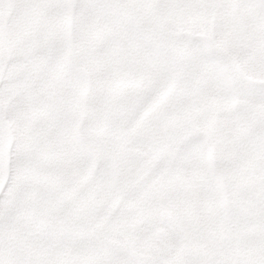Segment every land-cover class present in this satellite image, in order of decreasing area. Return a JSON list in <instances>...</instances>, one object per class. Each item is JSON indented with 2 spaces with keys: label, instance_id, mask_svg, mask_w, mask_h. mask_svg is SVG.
<instances>
[{
  "label": "rangeland",
  "instance_id": "1",
  "mask_svg": "<svg viewBox=\"0 0 264 264\" xmlns=\"http://www.w3.org/2000/svg\"><path fill=\"white\" fill-rule=\"evenodd\" d=\"M167 2L84 21L70 0L50 18L52 30L82 48L110 45L107 58L84 65L69 48L63 57L67 75L39 84L38 92L37 81L20 75L22 64L7 71L0 63V81H8L0 84V190L14 170L16 178V195L0 202V227L7 233L0 261L25 255L30 264H94L96 256L77 244L84 232L140 264H238L253 234L264 243L261 202L249 195L240 200L232 184L228 199L207 158L210 136L216 146L221 143L222 125L250 97L235 74L264 88L259 60L249 49L253 38L264 49V0ZM4 44L0 35V58L12 60L15 52ZM69 90L71 115L62 99ZM218 160L216 151V167ZM187 180L198 187L204 226L212 234L219 230L221 240L201 241L191 263L182 257L186 248L177 262L169 254L144 255L146 229L154 225L151 211L172 208H165L163 193L153 191ZM207 197L204 208L200 203ZM186 202L174 208L193 209V216Z\"/></svg>",
  "mask_w": 264,
  "mask_h": 264
},
{
  "label": "snow or ice",
  "instance_id": "2",
  "mask_svg": "<svg viewBox=\"0 0 264 264\" xmlns=\"http://www.w3.org/2000/svg\"><path fill=\"white\" fill-rule=\"evenodd\" d=\"M70 6V0H0V35L5 44L4 48L15 52L12 60L0 63L6 64V70L11 71L12 65H23L20 75L37 81L38 86L33 91H39V84L46 83L55 75H67L63 63V57L69 48H72L77 62L84 65H98L105 62L107 51L110 45L101 48H82L79 44H71L63 33L55 32L50 26V18L59 14L64 8ZM77 12H83L82 20L87 21L97 16L114 13L122 8L129 7H167L170 6L167 0H140L133 3L131 0H75L72 4ZM228 7L229 5H223ZM246 7L247 5H241ZM109 20L114 21L115 16L108 15ZM250 53L259 60L257 71L264 75V49H261L258 42L253 38L249 42ZM237 85L254 101L264 103V88L250 86L244 74H235ZM84 76H81L83 80ZM8 83L7 80L0 81V84ZM68 108V115H71L74 107V93L69 90L62 98ZM130 104L135 99L130 98ZM15 152L16 149H13ZM18 159L23 160V152L18 154ZM15 164L16 161H13ZM15 170L13 177L8 184L0 190V202H6L16 195L15 191ZM77 244L86 250L91 251L96 260L94 264H140L130 257L126 252L113 251L105 247L98 239L91 238L87 232L81 233ZM7 247L6 230L0 227V251ZM30 264L25 255L19 257L5 256L0 264ZM238 264H264V243L259 242L253 234L245 245L244 255L238 257Z\"/></svg>",
  "mask_w": 264,
  "mask_h": 264
},
{
  "label": "crops",
  "instance_id": "3",
  "mask_svg": "<svg viewBox=\"0 0 264 264\" xmlns=\"http://www.w3.org/2000/svg\"><path fill=\"white\" fill-rule=\"evenodd\" d=\"M245 97L247 98L248 95L246 94ZM240 105L241 108L239 107L238 116L232 117L230 124L226 122L222 125L225 138L217 146L215 138L211 139L212 135L210 132L207 158L210 161L212 160L213 164L211 162L208 163V171L215 182L223 185L224 195L228 199L231 198L230 189L232 185H237L240 200L246 199V196L249 195L252 197V200L256 201V204L259 205V202H261V212L257 213L258 216L261 215L262 217L261 224H264V103L256 102L249 97L248 101L239 103ZM216 151L217 158L221 159L218 160L220 162L217 165L218 167L214 163ZM220 151L221 154H219ZM193 185L195 188H193ZM197 188L195 183L187 180L185 184L182 181L174 187H166L153 191L163 193L164 195L162 194V196L167 199L165 201L167 205L165 208L171 204L172 210L151 211L154 218L152 223L154 225L151 224L153 226L151 232L149 228L146 229L147 233L145 234L146 238H144L143 246L147 252L144 255H149V257H152L150 255L166 257V254H169L173 256L170 262H177V257L181 255L178 251L180 248H186L187 256L183 255L182 257H189L188 263H191L194 262L192 258L197 257L201 241H209L211 239L214 242L221 240L219 230L218 235L216 231L212 234L211 231L213 230L211 228L209 230V227L207 225L204 226L202 222L203 216L199 215L200 211L198 210L199 201H196ZM250 190L254 191L250 192ZM253 192L254 194L252 195ZM211 195L213 194L211 193ZM147 197L144 194L143 199L146 198L148 200ZM187 199V205L195 209L193 216L191 213L194 211L193 209L191 210L186 207V209L179 211L174 208L178 204L184 207L183 203ZM207 200L208 197L201 200L200 204L204 205V208ZM156 214L162 218L156 219ZM208 214L209 210L205 213V220H207ZM176 216H179V220H174ZM211 216H214V214H210ZM194 219L196 221L193 224L192 221ZM155 221L157 222L155 223ZM158 252H161L162 255ZM194 254H196L195 257H193Z\"/></svg>",
  "mask_w": 264,
  "mask_h": 264
}]
</instances>
